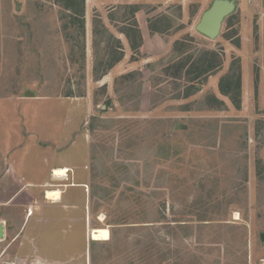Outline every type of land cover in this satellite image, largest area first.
<instances>
[{
  "label": "rangeland",
  "instance_id": "374dc122",
  "mask_svg": "<svg viewBox=\"0 0 264 264\" xmlns=\"http://www.w3.org/2000/svg\"><path fill=\"white\" fill-rule=\"evenodd\" d=\"M59 1L0 0V137L67 167L75 207L22 197L0 259L264 264V0H227L214 39L220 0Z\"/></svg>",
  "mask_w": 264,
  "mask_h": 264
},
{
  "label": "crops",
  "instance_id": "0c3cea01",
  "mask_svg": "<svg viewBox=\"0 0 264 264\" xmlns=\"http://www.w3.org/2000/svg\"><path fill=\"white\" fill-rule=\"evenodd\" d=\"M13 119L14 118L11 115V127L15 126L14 128H17L18 125L13 123ZM22 129L23 128H20V130ZM1 136L0 214L3 213V217H5L4 215L6 214V212H9L13 209L12 206H22L33 209L35 202H31V204H25L22 197H25L27 195L34 196V193H36L35 195L41 193V196H43L46 200H50L49 202L61 204L68 209L71 207H75V205L70 203L64 204V196L66 193V189L64 188H73V186L76 185L64 184V182H67V180H69V175L65 178H59L55 176V171L57 169L68 170L67 167L63 168V166H59V164L53 162L51 159L53 156L49 157L50 155H48L47 157H44L42 151H40V153L38 154L39 151H37L36 147H33L31 149L26 148L20 141V136L14 133V131L11 132L10 138H7L3 134ZM3 137L5 138V140H3ZM21 184L24 185L22 188L19 187ZM13 185H16V191L14 192ZM58 187H61L62 189ZM56 190L60 192V199H48L47 192ZM23 204L25 205L23 206ZM4 234L7 237L10 235L7 227L5 228V226Z\"/></svg>",
  "mask_w": 264,
  "mask_h": 264
},
{
  "label": "water",
  "instance_id": "95a60500",
  "mask_svg": "<svg viewBox=\"0 0 264 264\" xmlns=\"http://www.w3.org/2000/svg\"><path fill=\"white\" fill-rule=\"evenodd\" d=\"M233 7L230 1H216L212 8L203 15L197 25V31L206 38H216L221 32L225 18L232 12ZM25 96L34 97L35 93L28 90L25 92ZM4 238V225L0 224V239L3 240Z\"/></svg>",
  "mask_w": 264,
  "mask_h": 264
},
{
  "label": "trees",
  "instance_id": "16d2710c",
  "mask_svg": "<svg viewBox=\"0 0 264 264\" xmlns=\"http://www.w3.org/2000/svg\"><path fill=\"white\" fill-rule=\"evenodd\" d=\"M59 2L61 3L64 10H66L67 13L73 17L74 21L75 20L79 21V19L80 20L84 19V16H85V0H61ZM134 29H135V34L137 35V37L139 39V41L137 40L138 43L136 44V46L141 47L142 41H143L141 32L138 28H134ZM121 59H122V57H119L117 61H120ZM112 66L113 65H110L108 67V69L112 68ZM108 69L101 72L100 67H98L97 65H94L93 74L95 76V80L99 81L102 78V76L107 74ZM95 241H97V240H95Z\"/></svg>",
  "mask_w": 264,
  "mask_h": 264
},
{
  "label": "bare ground",
  "instance_id": "6f19581e",
  "mask_svg": "<svg viewBox=\"0 0 264 264\" xmlns=\"http://www.w3.org/2000/svg\"><path fill=\"white\" fill-rule=\"evenodd\" d=\"M68 170L66 169H57L55 171V176L59 178H65L68 176L67 174ZM60 192L59 191H48L47 197L48 199L58 200L60 199ZM90 237L93 240L97 241H108L111 239V234L109 229L107 228H99V229H93L90 233Z\"/></svg>",
  "mask_w": 264,
  "mask_h": 264
},
{
  "label": "built area",
  "instance_id": "2783aa9c",
  "mask_svg": "<svg viewBox=\"0 0 264 264\" xmlns=\"http://www.w3.org/2000/svg\"><path fill=\"white\" fill-rule=\"evenodd\" d=\"M0 264H24L21 261H10V260H1L0 259Z\"/></svg>",
  "mask_w": 264,
  "mask_h": 264
}]
</instances>
